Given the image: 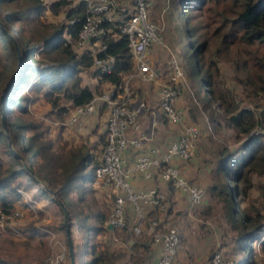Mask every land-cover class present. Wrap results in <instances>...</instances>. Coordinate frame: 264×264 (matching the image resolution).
I'll return each mask as SVG.
<instances>
[{"label": "trees", "instance_id": "16d2710c", "mask_svg": "<svg viewBox=\"0 0 264 264\" xmlns=\"http://www.w3.org/2000/svg\"><path fill=\"white\" fill-rule=\"evenodd\" d=\"M74 3V0L50 3L55 14L66 10V20L54 23L42 18L46 8L43 0H0V21L16 38L23 56L22 71L4 101L6 123L15 148L69 209L77 263L84 243L75 232L83 231L85 240L92 241L87 264H121L124 253H116L97 240L98 235L114 229L107 223L109 213L95 206L96 198L92 194L95 170L101 162L93 151L98 143L92 148L85 143L58 145L50 134L52 122H60V129L63 128L72 109L95 95L93 88L83 85L80 74L93 67L95 58L89 52L78 53L74 47L88 15V1ZM169 5L176 18L181 44L179 57L184 59L191 87L214 128L232 130L238 143L233 147L223 141L213 148L207 161L210 176L205 191L213 198L223 199L224 214L235 231V248L243 253L239 264H258L255 256L264 255V181L256 185L253 175H264V133H257L264 129V0H169ZM127 10L128 7L126 11L118 10L119 16H126ZM105 25L113 27V32L105 39L106 49L98 52V58L114 56L116 61L110 72L94 69L98 87L120 82L122 75L133 69L128 36L108 20ZM8 32L0 24V95L19 70L16 43ZM190 57L193 70L189 68ZM221 59L232 66L233 79L241 89L226 83ZM40 98L48 104L43 117H37L32 107ZM213 100L219 101L218 108L212 106ZM243 103H252L253 107ZM105 134L106 130L100 136L103 147ZM0 150V219L11 215L23 203L24 190L33 189L35 199L46 198L57 203L11 149L1 112ZM256 187L260 195L252 199L250 193ZM169 190L170 194L175 192L171 183ZM171 210L168 201L163 211L149 208L148 221L153 217L160 219ZM129 224L130 220L125 227L128 231L124 228L122 231L127 241L132 238ZM33 232L40 231L34 228ZM131 243L133 248L145 250L143 261L153 262L152 242L131 239ZM0 264L12 263L0 259Z\"/></svg>", "mask_w": 264, "mask_h": 264}, {"label": "rangeland", "instance_id": "374dc122", "mask_svg": "<svg viewBox=\"0 0 264 264\" xmlns=\"http://www.w3.org/2000/svg\"><path fill=\"white\" fill-rule=\"evenodd\" d=\"M43 1L45 2L46 8L43 11L42 18L45 21L58 23L66 20V10H62L57 14L52 11L50 3L54 0ZM79 1L81 0H74V4ZM117 1L121 2L122 0ZM128 11H130V8L127 12ZM148 13L151 21L158 25L164 39V46L160 48L158 54L155 55V65H157V67L169 65L170 59L176 56L185 70L187 81L186 85L181 88L180 95L175 100V105L183 111V120L181 123H168V126L164 127V129L166 134L171 136H168L167 140H158V142L163 143L166 147L174 137L181 133L184 125L197 126L200 131V136L196 139L197 142L193 148L192 156L190 158H181L177 160L175 164L180 167L182 174L190 184L205 189L208 185L207 182L210 176V165L207 161L211 159L213 148L216 147L219 142L222 143L223 141L229 142L233 147H236L238 143L234 141L232 130L223 127L220 131H217L214 128L201 100L191 87V80L187 68L185 67L184 59L179 57L181 44H179L180 39L176 26V18L172 12V7L169 5V0H149ZM204 15H206V11ZM182 36L184 39L183 42L185 43L186 36L184 33ZM74 47L78 53H83V50L78 49L76 44ZM97 50L98 48L95 47V51ZM220 65L222 76L226 83L237 86L238 84L233 79L234 69L228 61L221 59ZM192 67L193 62L191 59L189 68L193 70ZM94 69H96L95 65L89 70L81 71L80 74L83 78V85H89L94 89L95 95L99 96L104 91L111 89L113 84L104 83L100 84L98 87L99 79L94 76ZM134 71L133 69L131 72ZM169 75L170 68L168 67L167 70L163 69L158 80L154 82H145L139 76H135L132 81L133 88L137 89V87H141L147 104L151 107H156L159 103L158 93L160 88L168 80ZM197 80L200 82L199 75H197ZM237 87L241 89L240 86ZM251 104L252 103H243L242 105L246 107L253 106ZM212 106L218 108L219 101L213 100ZM32 107L37 117H43L48 110V104L41 98L32 103ZM101 114H105V116ZM106 115L107 108L102 107L100 115H95L91 117L93 119H84L77 123L76 125L81 126L80 129H76V125L71 124L68 129L64 127V129H60L59 125H57V123L60 122L53 123L49 118L47 121L52 122L50 134L58 145L66 142H68L69 145L85 143L92 148L94 144L98 143V147L94 148L93 151L101 158L103 145L102 142H100V136L104 134L106 130ZM68 116L64 120V123L67 121ZM148 123L149 119L145 118L143 125L146 126ZM84 127L85 129L82 130ZM257 133H264V129H259ZM161 135L163 136L165 134L161 133ZM104 136L106 139V134ZM253 180L255 184L258 185V183L264 181V175L258 176L254 174ZM92 185L94 187L92 194L95 196V201L97 203H95V206H99L109 213V219L107 221V223H109L113 219L116 193L111 186H106L103 182L94 181ZM152 187H156L160 190L157 181ZM88 189L90 188L88 187ZM33 191V189L24 190L23 203L16 207L13 214L0 220V259L9 261L12 264H49V260L52 257L64 253L65 256L62 264H70L69 243L64 225L65 214L63 209L59 208L57 203L49 199H35ZM179 194L178 192H172V194H169V199L168 194H165V198L169 204H171L172 210L170 213L163 214L160 217L161 227L163 229L173 225L178 227L180 249L177 261L179 264H210L216 252H221L226 259H230L233 262L235 261V264H239L243 253H240L235 248V231L230 226L224 214L223 199L213 198L205 191L204 196L206 194L207 196L203 197L198 205H191L186 194L182 192L180 195ZM258 195H260V190H258L257 187L253 188L250 197L254 199ZM88 196L87 199L89 200L88 202H90L91 193L88 194ZM24 202L26 204H24ZM247 202L243 205L247 204ZM31 204H34V208L36 209L33 210ZM136 219L137 218L133 216L131 208H129L127 223L130 220L128 229L131 231L130 237L132 236L129 241L123 239L122 231L124 229L127 230V228H125L126 226L124 229L112 227L114 229L111 232H105L97 237V240L105 243L106 247L110 250L116 253H124L120 263H124L127 260H134L132 264H148L146 261L142 260L147 254L144 249L138 256L134 255L139 249L132 247L131 239L146 240L150 244V241H152V234L149 231L142 232L141 234L134 233L131 225L137 222ZM141 226L143 229L144 227L146 230L148 229L147 217ZM34 228L38 229L40 232L34 233ZM75 233L78 239L84 243L83 246H81L83 248V253L79 256V264H87L91 259L92 241L91 239L85 240L86 237L83 231H76ZM150 246L153 248L152 243ZM158 255H156L155 259L158 258ZM255 258L258 260V264H264L263 254L259 253Z\"/></svg>", "mask_w": 264, "mask_h": 264}, {"label": "built area", "instance_id": "2783aa9c", "mask_svg": "<svg viewBox=\"0 0 264 264\" xmlns=\"http://www.w3.org/2000/svg\"><path fill=\"white\" fill-rule=\"evenodd\" d=\"M148 3L149 0L88 1V15L76 47L83 50V53L89 52L94 56V65L101 73L110 72L116 58H98V52L106 49L105 39L113 32V27L105 25L108 20L121 34L128 36L135 71L131 72L132 69L130 73H124L120 82L111 83V89L99 96L94 95L85 104L75 106L66 124L76 125L86 117L99 114L102 107L107 108L106 143L95 176L96 181L111 186L116 193L113 219L109 225L120 229L127 226V214L131 208L133 216L137 218V222L130 226L133 232L141 234L149 231L152 234L151 242L156 255H159L151 264H179L178 227L173 225L163 229L161 220L155 217L148 221L147 230L141 226L149 208H159L162 211L166 209L165 193L156 187L138 188L134 179L141 177L154 181L158 178L169 182L176 190L186 194L191 205L198 204L204 197L205 189L190 184L173 160L176 157L192 156L200 131L195 125H184L181 133L168 146L158 142L162 138L159 129L163 122L181 123L184 117L183 111L175 105V100L180 95L181 88L186 85V74L175 55L169 61L170 75L160 88L156 107L147 104L141 87L133 88L135 76L145 82H154L162 73L154 59L155 53L164 46V39L158 25L149 18ZM127 7L130 11L126 16L120 17L118 10L126 11ZM95 47L98 48L97 51ZM145 118L149 119L146 126L143 125ZM76 127L81 128L79 125ZM131 150H136L132 160L128 156ZM34 206L31 204L33 210L36 209ZM7 216L4 215L0 220ZM141 252L139 250L134 255L138 256ZM64 256V253L55 255L49 260V264H62ZM133 261L127 260L121 264H132ZM210 264H233V261L226 259L221 252H216Z\"/></svg>", "mask_w": 264, "mask_h": 264}, {"label": "water", "instance_id": "95a60500", "mask_svg": "<svg viewBox=\"0 0 264 264\" xmlns=\"http://www.w3.org/2000/svg\"><path fill=\"white\" fill-rule=\"evenodd\" d=\"M0 24L2 25L4 30L8 32V30L5 28V25L3 24V22L0 21ZM9 34H10L11 38L16 43V48H17V52H18V55H19V63H18L19 70H18L16 76H14L7 83V85L4 87V89H3V91H2V93L0 95V112H1V116H2L3 129H4L6 135L9 138L11 149L21 159V161L25 165V168L28 171V173H30V175L35 179L36 182L39 183L40 186H42L46 191H48L50 194H52L53 198L56 200V202L63 209L64 214H65L64 225H65V228H66V233H67V238H68V243H69L70 264H78L77 263L76 250H75V244H74L72 233H71V222H72V219H71V214H70L69 209L63 203V201L56 195V192L44 180H42L40 178V176L33 170V168L26 161L25 157L22 154H20V152L15 148V146L13 144L12 136L10 134L9 128L7 126V123H6V115H5V111H4V101H5V98L7 97V93L9 92V90H10L11 86L13 85V83L16 81L17 76L21 73L22 67H23L22 66L23 65V56H22L21 48H20L16 38L11 33H9ZM109 226L112 228V224H110Z\"/></svg>", "mask_w": 264, "mask_h": 264}, {"label": "crops", "instance_id": "0c3cea01", "mask_svg": "<svg viewBox=\"0 0 264 264\" xmlns=\"http://www.w3.org/2000/svg\"><path fill=\"white\" fill-rule=\"evenodd\" d=\"M158 54V51L155 53V55H157ZM164 67V68H163ZM163 67H160L162 70H161V72L163 71V69L164 70H167V68L169 67V65H164ZM170 68V67H169ZM158 80V79H157ZM157 80H155V81H157ZM107 83H109V82H107ZM111 84V83H110ZM69 115H70V113H69ZM96 115H100V113L99 114H96ZM102 116L104 115L105 116V114H101ZM95 116V115H94ZM93 117V116H92ZM68 119H69V116H68V118H67V121H68ZM85 119H93V118H91V117H86ZM66 121V122H67ZM66 122L64 123V128L65 129H68V127H69V125L68 124H66ZM168 123H171V122H163L162 123V126H161V129H159V133L161 132V133H163V134H165V135H163L162 136V138L159 140V141H163V140H167V138H168V136H171V135H167L166 134V131H165V129H164V127H166V126H168ZM57 125H59V127H60V123H57ZM58 127V128H59ZM75 128L77 129V127L75 126ZM85 129V127L84 128H82V130H84ZM172 134V133H171ZM161 135V134H160ZM175 138V137H174ZM135 152H136V150H131V151H129V153H128V156L130 157V159L132 160L133 158H134V155H135ZM179 159H181L180 157H176V158H174V163L175 162H177V160H179ZM158 182V187L160 188V190L162 191V192H164L165 194H170V190H169V187H170V183L169 182H166V181H163V180H160L159 179V181H157ZM154 183H156V181H147V180H145V179H142L141 177H138V178H135L134 179V184H135V186L136 187H138V188H148V187H152V185L154 184ZM172 185V184H171ZM173 189L175 190V192L174 193H180L181 194V192L180 191H178V190H176L174 187H173ZM179 194V195H180ZM139 250H143V248H139ZM143 252V251H142ZM155 257H156V252H155V255L153 256V260L152 261H155L156 259H155ZM178 257H179V254H178Z\"/></svg>", "mask_w": 264, "mask_h": 264}]
</instances>
